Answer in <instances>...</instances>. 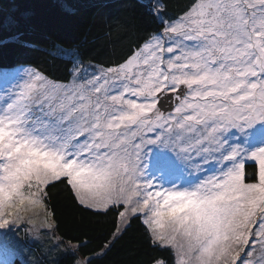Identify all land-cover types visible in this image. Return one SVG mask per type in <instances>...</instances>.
I'll return each instance as SVG.
<instances>
[{
  "label": "snow or ice",
  "instance_id": "snow-or-ice-1",
  "mask_svg": "<svg viewBox=\"0 0 264 264\" xmlns=\"http://www.w3.org/2000/svg\"><path fill=\"white\" fill-rule=\"evenodd\" d=\"M160 22L117 66L74 59L67 83L26 69L0 109V229L63 178L89 210L142 213L174 264H253L240 254L250 236L264 249V148L233 137L264 123V0H192Z\"/></svg>",
  "mask_w": 264,
  "mask_h": 264
},
{
  "label": "trees",
  "instance_id": "trees-1",
  "mask_svg": "<svg viewBox=\"0 0 264 264\" xmlns=\"http://www.w3.org/2000/svg\"><path fill=\"white\" fill-rule=\"evenodd\" d=\"M159 17L151 0H0V69L29 66L56 82H69L74 59L100 68L117 66L145 38L163 32L161 19L176 18L192 0H158ZM74 52L69 58L61 55ZM85 67V66H84ZM254 163L245 164L247 173ZM258 173V165H255ZM44 206L57 236L73 251L46 254L21 235L15 247L23 259L12 264H174L170 250L154 247L138 213L122 227L119 213L82 206L63 178L44 188ZM0 238V242L6 243ZM34 259L36 261H34Z\"/></svg>",
  "mask_w": 264,
  "mask_h": 264
},
{
  "label": "rangeland",
  "instance_id": "rangeland-1",
  "mask_svg": "<svg viewBox=\"0 0 264 264\" xmlns=\"http://www.w3.org/2000/svg\"><path fill=\"white\" fill-rule=\"evenodd\" d=\"M151 1L154 3L155 9L160 11L161 6L159 4V1ZM84 66L86 68L88 66H92L93 69L97 67L96 65L92 64ZM27 68L32 67L20 66L11 69H0V73L11 72L14 74L11 78L0 81V109L6 107V105L10 102L8 97L14 94L19 86L23 84L27 79ZM82 75H85V73L82 72ZM233 140L237 144H239V146L245 148L249 153L264 148V123L258 124L255 128L249 130L246 134L237 133V135L233 137ZM246 163L254 162L245 161V164ZM246 182L249 181L246 180ZM44 188L42 189V193L40 196L42 202ZM24 191L26 193L35 192V189H29L25 187ZM23 215L24 222L22 224H10L7 228L0 229V238H3L4 241L6 240L5 235L10 238L9 242H0V264H12L15 258L23 259L22 251L18 250V248L15 247V240L19 235H21V238H26L29 242L31 241L32 243L40 245L42 251L48 254V256L50 253L51 255H54L56 252L64 253L73 251L75 249L73 245L63 242L57 236L53 228L54 226L52 218L47 212L45 206L42 209L37 208L34 211L32 209H29V211L25 212ZM124 226H126V223L122 222V227ZM252 231H255V228H253ZM250 248L254 249V251H250ZM245 254H247L248 258L252 259L253 264H264V249H261L259 243H255L254 238L251 236L249 237L248 245L243 248L240 254V260L245 259ZM34 261L36 260L34 259ZM82 262L85 261L84 259L80 258L78 264H82ZM237 264H240L239 260L237 261Z\"/></svg>",
  "mask_w": 264,
  "mask_h": 264
}]
</instances>
